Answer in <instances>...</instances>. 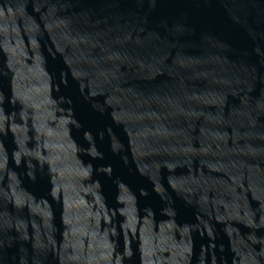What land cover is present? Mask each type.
<instances>
[{
    "label": "water",
    "instance_id": "water-1",
    "mask_svg": "<svg viewBox=\"0 0 264 264\" xmlns=\"http://www.w3.org/2000/svg\"><path fill=\"white\" fill-rule=\"evenodd\" d=\"M0 264H264V0H0Z\"/></svg>",
    "mask_w": 264,
    "mask_h": 264
}]
</instances>
